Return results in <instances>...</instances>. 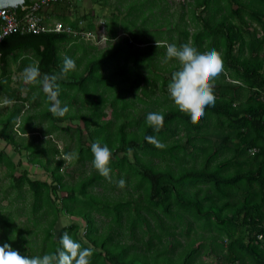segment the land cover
<instances>
[{"label": "trees", "instance_id": "16d2710c", "mask_svg": "<svg viewBox=\"0 0 264 264\" xmlns=\"http://www.w3.org/2000/svg\"><path fill=\"white\" fill-rule=\"evenodd\" d=\"M44 1L8 9L18 26L0 41V140L48 176L20 172L23 160L16 164L0 150L8 182L0 193V245L43 255L59 249L67 232L94 249L92 264H264V0H183L175 8L169 0H91L107 12L101 17L80 0ZM32 16L47 30L34 32ZM100 28L105 46L98 43ZM133 28L147 38L121 41L120 29ZM84 37L89 46L73 52L69 45ZM173 43L215 49L224 61L216 103L198 124L168 92L179 69L166 56ZM65 57L77 65L59 81L70 111L55 117L37 99V113L23 126L29 91L44 93L22 80L13 87L12 67L23 72L35 63L54 74ZM39 109L53 126L41 134L46 121L40 117L38 128L31 123ZM150 112L164 115L159 132L147 124ZM59 131L79 147L68 166L64 156L75 149L65 143L60 152L53 139ZM97 141L113 152L112 182L93 166ZM61 214L85 225L57 230Z\"/></svg>", "mask_w": 264, "mask_h": 264}, {"label": "clouds", "instance_id": "9594fccd", "mask_svg": "<svg viewBox=\"0 0 264 264\" xmlns=\"http://www.w3.org/2000/svg\"><path fill=\"white\" fill-rule=\"evenodd\" d=\"M156 43L159 48V41ZM166 56L168 60L175 59L179 63V69L172 73L168 84L170 98L181 112L190 117L193 124H198L206 116V110L216 103L215 84L225 70L224 61L215 49L200 52L190 43L180 46L174 43L168 44ZM76 70L75 60L65 57L59 73H42L38 64L30 63L24 68L22 79L24 84L39 86L42 89L49 103L48 110L59 118L69 111L67 105L62 104L60 100L59 81L66 79L69 73ZM146 120L148 126L155 132H159L164 127L165 118L161 112L148 113ZM146 139L157 148L166 147L155 137L148 136ZM91 152L94 157L92 161L94 168L102 177L112 182V150L107 144L97 141L91 144ZM132 152L133 149L129 148V155ZM75 158L72 153L64 156L66 162H71ZM117 186L121 189L125 188L126 181L121 178ZM59 244L61 247L54 252L29 256L5 243L0 245V264H92L94 249L90 246L84 247L69 233H63L59 238Z\"/></svg>", "mask_w": 264, "mask_h": 264}, {"label": "rangeland", "instance_id": "374dc122", "mask_svg": "<svg viewBox=\"0 0 264 264\" xmlns=\"http://www.w3.org/2000/svg\"><path fill=\"white\" fill-rule=\"evenodd\" d=\"M182 1L183 0H169V2H172L174 8L175 7H178L179 4H180V2H182ZM80 3H84V6H86L87 8L94 9L93 11L98 15V17L99 16L101 17V15L107 13V12H104L103 11L102 14H101V7H98L96 4L94 5L91 0H80ZM131 28H132V26H131ZM101 32H102V29L100 31V39L98 40V43L101 46H105V44H104L105 43L104 42L105 37L101 35ZM124 33H125L124 30L120 29L119 34L121 35V41L122 40L126 41L127 39H129V41H131V42L133 41L134 42V41H136L135 40V37H137V36L139 38H143V39L144 38L145 39L147 38L146 37V34L143 31H141L140 29H137V28L131 29L130 30V34L129 33L128 34H124ZM132 35H135V36H132ZM101 38H102V43H101ZM89 40L90 39L84 37V39H82V41L80 40L78 42H72L71 45H69V46H73V48H72L73 49L72 50L73 52L77 48V45L78 44H79V47L81 49H85L87 46H89V43H88ZM92 40H96V36H95L94 39L91 38V41ZM73 59H76V58H73ZM87 63H88V61H87ZM22 73H23L22 71H19L18 70V65H14L12 67V79H13L12 86L13 87L17 88L18 85H19L18 83H20L21 80H22V83H23ZM24 85H26V84H24ZM18 90H19V88H18ZM27 91H29L28 88L26 90H23V92L25 94H27ZM29 93L31 94L32 97L30 96V98L28 99V101L26 103L27 104L26 105L27 114L24 115L25 117H22L20 119V123H22L23 126L25 125V122H29V120H27V116H33L34 115V112L37 113V110H36V108H37L36 106L37 105H36L35 102L41 101L42 102V106H45V107H48L49 106V103H48L47 98L45 97V95L44 96H38V94H39L38 93V89L29 91ZM37 99H39V101H37ZM83 100H84V98L82 97V102H83ZM39 112H40L39 114H36L37 116H39L38 120L37 119H33L31 121V123H33V126L34 127L38 128L37 125L39 123H41V121H42L40 119V117H42L46 121L45 122L46 128L43 129V130H41V129L37 130L38 131V134H41L44 130H50L51 128H53V126H52V124H50V121L51 120H48V119H45L44 118V115H46L47 112L43 113V111L40 110V109H39ZM74 112H76V110H74ZM104 117L109 118L108 112L106 113V115L104 114ZM80 124L83 125V122H80ZM1 129H2V125H0V130ZM71 133L73 134L74 132L72 131ZM44 139H46V138H44ZM53 139L56 142V145L58 146L60 152H63L65 143H71V145H70L71 146V149L72 150L75 149V152L73 154L75 156H77L76 159L78 158V155H79V147L77 145H75L76 140L75 139H70L69 134L67 132H63V131L54 132ZM46 143H48L50 146H53L52 143H51V141H48ZM2 149L6 150L7 153H10L11 154V158L15 161L16 164H19L20 163V162H18L19 160H23L22 166L19 167V171L20 172L23 171V170H28L33 175H35L37 177V179L42 180V181L47 180L48 176L46 175V173L43 171L42 168H40L38 166L31 165V164H29V162H27L28 158H27V154L26 153H24V152L21 153V154L20 153H17V152H15L13 150V147L11 145H8L5 142H3V140L2 141L0 140V150H2ZM69 164H70V162H66V165L67 166ZM78 168H79V165H78ZM74 170L75 169H73V171ZM70 173L72 174V171H70ZM4 174H5V171L0 170V179H3V182L0 183V193L2 192V189L6 187L5 185H8V182L5 181ZM67 179L73 181V179H71L69 177ZM1 198H2V195H0V199ZM2 204H7V201L4 200ZM82 221L83 220L80 217H71V216H66L64 214H61V218H60V220H59L58 225L56 226V228H57V230H60L63 227H66V226H68L70 224H77V225H80V226L82 224V226H84L85 224Z\"/></svg>", "mask_w": 264, "mask_h": 264}, {"label": "built area", "instance_id": "2783aa9c", "mask_svg": "<svg viewBox=\"0 0 264 264\" xmlns=\"http://www.w3.org/2000/svg\"><path fill=\"white\" fill-rule=\"evenodd\" d=\"M47 1H53V0H47ZM47 1H44V3H46ZM40 5H37L36 8L34 9L37 10L39 9ZM7 9H1L0 10V22L3 26V28L1 29V40L2 38L7 35L10 32H13L14 29L18 26L15 18L13 17V15H11L10 10ZM25 9V8H24ZM29 24L32 30H34V32H40V31H46L48 27L43 26L41 18L38 17H33L29 19ZM56 27V31H61L63 29V24L62 23H57L55 25Z\"/></svg>", "mask_w": 264, "mask_h": 264}, {"label": "water", "instance_id": "95a60500", "mask_svg": "<svg viewBox=\"0 0 264 264\" xmlns=\"http://www.w3.org/2000/svg\"><path fill=\"white\" fill-rule=\"evenodd\" d=\"M26 0H0V10L1 9H17L20 6H23L25 4ZM1 38V34H0Z\"/></svg>", "mask_w": 264, "mask_h": 264}, {"label": "bare ground", "instance_id": "6f19581e", "mask_svg": "<svg viewBox=\"0 0 264 264\" xmlns=\"http://www.w3.org/2000/svg\"><path fill=\"white\" fill-rule=\"evenodd\" d=\"M0 41H1V39H0Z\"/></svg>", "mask_w": 264, "mask_h": 264}, {"label": "crops", "instance_id": "0c3cea01", "mask_svg": "<svg viewBox=\"0 0 264 264\" xmlns=\"http://www.w3.org/2000/svg\"><path fill=\"white\" fill-rule=\"evenodd\" d=\"M15 162V161H14Z\"/></svg>", "mask_w": 264, "mask_h": 264}]
</instances>
